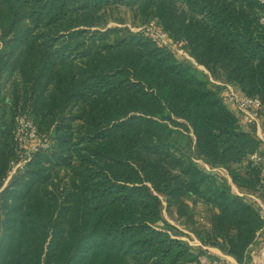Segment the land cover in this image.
Wrapping results in <instances>:
<instances>
[{
	"label": "trees",
	"instance_id": "1",
	"mask_svg": "<svg viewBox=\"0 0 264 264\" xmlns=\"http://www.w3.org/2000/svg\"><path fill=\"white\" fill-rule=\"evenodd\" d=\"M119 7L171 46L108 27ZM263 17L262 0H0V264H227L181 238L162 196L179 218L202 203L204 242L251 261L264 141L227 85L264 114ZM21 115L48 147L20 150Z\"/></svg>",
	"mask_w": 264,
	"mask_h": 264
},
{
	"label": "rangeland",
	"instance_id": "2",
	"mask_svg": "<svg viewBox=\"0 0 264 264\" xmlns=\"http://www.w3.org/2000/svg\"><path fill=\"white\" fill-rule=\"evenodd\" d=\"M104 20L107 21L108 27H127L135 32L140 28L137 26L138 21L134 20L133 11L127 7H119L108 10L104 15ZM199 68L203 70L205 69L202 66H199ZM7 87H10V83L7 84ZM31 143L34 144L35 142L31 141ZM183 143L186 144L185 141H183ZM198 162L200 165L206 167L204 161L198 160ZM216 170H218L217 172L221 175L224 174L229 178L227 171L223 168H217ZM10 179L11 176L6 181V184ZM162 199L164 202V218L183 232V235L181 236L183 240L195 247H203L207 249V251L213 256L224 260L221 258L222 256H217V254H215V252L225 254L224 252H222L216 246L206 244L203 240V237H206V232L210 229L212 215L211 211L206 206H204L202 203L192 205L189 201L192 208V213L194 214L193 218H179L174 208L171 210L167 208L166 198L162 196ZM250 254L252 256V260L247 261L246 264H264V239L260 241L256 247H253ZM224 261L226 262V260Z\"/></svg>",
	"mask_w": 264,
	"mask_h": 264
},
{
	"label": "built area",
	"instance_id": "3",
	"mask_svg": "<svg viewBox=\"0 0 264 264\" xmlns=\"http://www.w3.org/2000/svg\"><path fill=\"white\" fill-rule=\"evenodd\" d=\"M262 1L264 2V0ZM261 23L264 24V17L262 18ZM142 29L146 30L148 34L151 35V37L159 40L162 44L171 46L167 34L159 30L156 20L153 19L149 21L146 25L139 28V30ZM180 53L185 54L188 58H191L187 53H185L182 50L180 51ZM214 82L218 84H224L220 81H214ZM227 86H228V93H227L228 100L235 103L238 110L245 117V120H247L249 123L253 125L259 124L262 117L261 110L263 108V104L260 98L241 94L232 85H227ZM15 139L21 151L26 149V143L29 140L35 142L34 144H31L32 152L37 151L41 146L48 147L47 140H44L43 138L38 136L37 127L33 124V122L30 121L26 116H22V115L17 117V128L15 131ZM252 159L256 162L264 161L263 157L257 153L252 156ZM25 162L26 160L23 159L21 162L14 164V167L10 173L11 176L17 171V169L23 168ZM262 186L264 188V179L262 182ZM257 200L258 201L260 200V203L262 201L259 198ZM261 205L264 208V202L261 203ZM203 261L207 262L205 257L203 258ZM215 264H219V262L215 261Z\"/></svg>",
	"mask_w": 264,
	"mask_h": 264
},
{
	"label": "crops",
	"instance_id": "4",
	"mask_svg": "<svg viewBox=\"0 0 264 264\" xmlns=\"http://www.w3.org/2000/svg\"><path fill=\"white\" fill-rule=\"evenodd\" d=\"M255 129H256L257 135L264 141V114L261 117L260 123L255 125ZM205 165H206V168L210 169L209 165H207V164H205ZM229 179H230V182H231V186H232L233 192L236 193V194L242 195L243 191L239 187H237L235 184L232 183L231 178H229ZM259 202H260V200H259ZM261 203H263V202L261 201ZM215 254H217V256H222L221 258L226 260V262L228 264H239L237 262V260L234 257L230 256V255L222 254V253L220 254V253H216V252H215Z\"/></svg>",
	"mask_w": 264,
	"mask_h": 264
}]
</instances>
